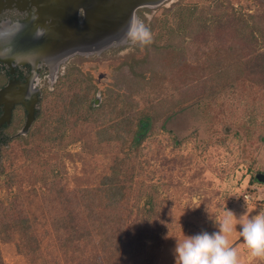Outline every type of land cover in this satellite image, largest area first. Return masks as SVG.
Instances as JSON below:
<instances>
[{"label":"rangeland","instance_id":"obj_1","mask_svg":"<svg viewBox=\"0 0 264 264\" xmlns=\"http://www.w3.org/2000/svg\"><path fill=\"white\" fill-rule=\"evenodd\" d=\"M183 7L194 20L180 13ZM223 11L241 14L246 25L230 17L217 21ZM137 15V25L151 34L149 43L129 36L97 52L70 55L56 80L42 79L30 129L21 132L16 121L6 129L9 139L0 153V229L9 224L14 229L5 233L15 234V223L26 216L27 233L35 241L24 246L18 240L17 247L16 236H0L1 264H91L93 258L97 264H175L176 240L218 231L216 221L228 210L234 216L227 239L239 264H264L239 234L240 224L264 212V180L255 178L264 174V84L234 80L209 93L205 85V78L218 70L209 72L208 65L223 61L225 66L230 45L231 55L240 54L252 73L257 70L264 58V0H167ZM204 21L210 26L204 28ZM167 45L184 48L189 67L178 55L170 60ZM152 70L167 80L141 88L136 73L149 78ZM183 92L211 96L204 99L208 107L190 105L167 123L187 138L174 145L159 117L136 149L129 147L131 129H120L119 110L138 116L149 112L155 100L174 101ZM97 93L100 105L91 109L88 103L93 105ZM125 151L133 153L137 164L123 176L124 198L116 213L124 240L114 258L104 260L101 248L88 241L60 245L62 221L70 216L76 224L89 220L81 197H103L95 187L109 173L114 156Z\"/></svg>","mask_w":264,"mask_h":264},{"label":"trees","instance_id":"obj_2","mask_svg":"<svg viewBox=\"0 0 264 264\" xmlns=\"http://www.w3.org/2000/svg\"><path fill=\"white\" fill-rule=\"evenodd\" d=\"M180 13L186 15L189 19L191 18L192 20H194L193 17L194 15H192L193 12L189 10V8L186 7L181 8ZM229 17L230 19L238 20L239 22H241V24H243V26L246 25L245 19L242 18L241 14H235L233 12L231 13V12L223 11L216 15V20L228 21ZM212 18L214 19L215 17L212 15ZM202 25L204 26V28H206L210 26V22L204 21ZM263 25H264V20H263ZM166 48H168L169 52L172 53L170 60H172L173 57H176L178 55L182 60L181 62L182 66L189 67L187 65L190 64L184 58L185 55L182 53L184 51V48L178 47L180 50H175L176 48H174L173 45H167ZM228 49L230 51L234 50L232 45H230ZM228 49L227 51L229 52V55L224 58V60H226L227 62L225 66H223L224 65L223 61L214 62L208 65V67H212L210 68L209 72L217 68L218 70L212 72L211 76L205 78V81H208L205 84L207 85L206 88L207 93H209L214 86H216L217 88H221L225 84L227 85L234 80L237 81L239 80L240 83H242L243 79L249 81L253 80V84L255 86L264 84V58H263L264 52H261L263 59L261 60L260 63L257 64L258 65L257 70L254 71V73H252L250 71V68L247 67L246 59H243L242 56L237 53H235V55H231ZM219 64L223 68H221ZM136 74H137L136 78L138 80L137 82L141 88L145 87L146 85L150 86L158 79L160 80V78H164L165 80H167L168 77V76L161 77V74H159L158 71L156 70L151 71V76L149 78H146L145 75L142 73H136ZM169 81H171V78H169ZM85 99L86 102L89 101V98L88 99L85 98ZM204 99L210 100L211 96L208 95L207 97H204L203 95L201 96L199 95V96L190 97L189 94L186 95L183 92L181 93V97L174 101L164 102L163 99L155 100L153 104L150 105L149 112L144 111L140 113L138 116L124 115L125 110L124 109L119 110L117 114L119 117L118 125H120V129L124 131L126 130L130 131L131 129L130 141H128L127 144H129L128 145L129 147L136 149L137 145L142 140H144V137L148 134L147 132H149V130L151 129V122L159 117H162L163 121L160 125V128L164 129L168 133H172L173 144L179 145L184 139L187 138L186 135L180 136V134L175 130H173V128L167 127V123H169V121L172 120V116H176L175 114L178 112V110H186V111L190 110L189 108H187L190 105L194 109H196V107L201 109L208 107L209 104ZM99 105H92L88 103V106L91 109ZM56 122L57 119L53 121L52 126H49L50 128L49 132L51 133L48 134V140L53 139L51 138L52 137L51 134L56 130V125L54 124ZM108 127L111 128L113 127V125L109 124ZM8 139H9L8 137H5L0 133V153H1V149L4 147V143H6ZM128 146L126 150L129 151L130 148L128 149ZM128 151H125V153H123L124 154L123 156H121L122 155L121 152H119L116 156H114L113 163L110 165V167H108L109 173L103 175L101 183L99 184L100 187L98 186L95 187L96 190H99L101 191V193H103V197H81V204L84 206L82 211H85L86 215H89V220L83 221V223L76 224L74 220V216L68 215V217L70 216L69 221L68 222L62 221V229L60 230H65V235L61 234V237L58 238L60 245H63L64 247L68 248L65 244H68L69 246L70 244L74 243V241H78L81 243H85V241H88V243H90L91 245L98 246L99 251L101 248V251L104 253V256L102 257L104 260L107 259L109 261L114 258V256L117 253V250L119 249V245L124 240L123 237L124 235L122 231L119 229L120 228L118 221L119 219H117V213H116V210L118 209L120 202L124 198L122 196H123V190L125 189L126 186L123 184V176L126 175V173H128V170L126 168L128 169L133 168L134 164H137L135 157L131 156L133 153L130 154L128 153ZM147 201L151 203L150 199H148ZM72 206L74 207V205ZM99 210L102 211L99 212ZM28 223H29L28 217L24 216L19 218L15 223L17 227H19V229L16 231L15 234H10V235H7L8 233L5 232L14 228L12 227L9 229L11 225L5 224L4 229L3 228L0 229V236H2V238L5 240L11 238V236H16V240H17L16 246L19 247V244L21 243V242L19 243L18 240L23 241L24 246H26V243L30 241H35L34 235H29L27 233V228L25 227V224ZM128 232L129 231L126 230L125 236L127 237L129 235ZM94 234L97 235L96 238L93 236ZM29 249H31V247H29ZM71 249H73V251L79 250L78 247H74V248L72 247ZM107 255L109 256L107 257ZM97 262H98L97 259L95 260L93 258L91 264H97ZM1 263H2V257L0 254V264Z\"/></svg>","mask_w":264,"mask_h":264},{"label":"water","instance_id":"obj_3","mask_svg":"<svg viewBox=\"0 0 264 264\" xmlns=\"http://www.w3.org/2000/svg\"><path fill=\"white\" fill-rule=\"evenodd\" d=\"M165 1L15 0L17 5L29 3L35 10L23 19L7 20L0 35V44L4 47L1 53L5 57L0 53V59L31 64L40 60L51 65L61 63L75 53L100 51L130 36L132 25L138 24L139 9L159 6ZM3 92L4 88L0 90V97ZM98 100L97 93L93 105ZM32 120L31 112L21 132L27 131ZM256 177L264 180L262 173Z\"/></svg>","mask_w":264,"mask_h":264},{"label":"flooded vegetation","instance_id":"obj_4","mask_svg":"<svg viewBox=\"0 0 264 264\" xmlns=\"http://www.w3.org/2000/svg\"><path fill=\"white\" fill-rule=\"evenodd\" d=\"M34 10L35 7L29 3L22 6L17 5L15 0H0V35L5 30L7 20L12 22L23 19ZM3 49L4 47L1 46L0 53ZM2 53L1 56L5 57ZM62 62L47 65L40 60L31 64L20 63L14 59L9 62L0 59V90L5 89L0 97V133L3 136L8 134L6 129L12 128L15 121L20 123L22 131L28 113L32 112L33 120L27 131L30 129L37 118L38 104L41 100V81L44 78L48 81L56 80Z\"/></svg>","mask_w":264,"mask_h":264},{"label":"clouds","instance_id":"obj_5","mask_svg":"<svg viewBox=\"0 0 264 264\" xmlns=\"http://www.w3.org/2000/svg\"><path fill=\"white\" fill-rule=\"evenodd\" d=\"M130 36L134 41L149 43L151 34L143 25H132ZM234 213L228 210L227 215L218 223V231L201 232L185 236L182 241L176 240L174 249L175 264H239L237 252L229 244L227 236L233 230ZM240 236L255 258L264 259V212L250 217L239 225Z\"/></svg>","mask_w":264,"mask_h":264},{"label":"built area","instance_id":"obj_6","mask_svg":"<svg viewBox=\"0 0 264 264\" xmlns=\"http://www.w3.org/2000/svg\"><path fill=\"white\" fill-rule=\"evenodd\" d=\"M246 197H248V195H245Z\"/></svg>","mask_w":264,"mask_h":264}]
</instances>
